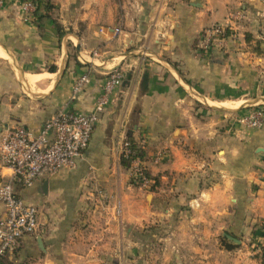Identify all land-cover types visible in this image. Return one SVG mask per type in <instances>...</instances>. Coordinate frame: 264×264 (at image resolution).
Masks as SVG:
<instances>
[{
    "label": "crops",
    "instance_id": "0c3cea01",
    "mask_svg": "<svg viewBox=\"0 0 264 264\" xmlns=\"http://www.w3.org/2000/svg\"><path fill=\"white\" fill-rule=\"evenodd\" d=\"M24 1L0 7V140L15 124L39 130L66 104L91 112L116 65L124 81L131 78L113 93L77 165L19 190L39 214L37 230L14 250L15 264H264V124L245 126L240 118L253 108L236 109L264 101L257 92L264 90L257 81L264 64L258 67L253 49L263 43L257 18L236 24L240 32L224 49H201L203 29L228 22L237 0H150L146 11H127L117 38V26H99L88 0L78 33L61 38L51 19L25 18ZM55 1L65 17L69 5ZM85 73L89 83L72 98ZM129 136L146 144L145 164L158 178L151 193L130 184L120 162ZM96 137L101 143L93 148ZM157 149L167 154L160 163L152 156ZM5 215L0 201V220ZM170 218L173 229L160 238L168 252L160 257L149 252L144 228ZM227 230L238 234L237 243Z\"/></svg>",
    "mask_w": 264,
    "mask_h": 264
},
{
    "label": "built area",
    "instance_id": "2783aa9c",
    "mask_svg": "<svg viewBox=\"0 0 264 264\" xmlns=\"http://www.w3.org/2000/svg\"><path fill=\"white\" fill-rule=\"evenodd\" d=\"M7 0H0V7ZM25 18H34L36 4L26 0L20 5ZM226 25L217 24L207 28L201 38L206 48L217 40L225 39ZM109 29H102L108 31ZM112 31L119 32V27ZM98 51L93 50L92 55ZM125 75L117 67L105 74L103 91L91 112L75 110L66 104L54 116L48 118L37 131L23 124H15L5 129L0 140V201L5 206L6 215L0 220V264L3 258L13 252L19 242L38 227L39 209L20 194V189L33 186L41 178L54 175L62 169H72L89 147L94 129L101 113L112 99L113 93L123 85ZM90 76H79L72 89V98L81 93L89 83ZM247 127H261L264 124V109L254 107L240 118ZM128 140L123 143L122 154L130 158L135 182L141 187H150L154 180L147 175L144 158L135 154ZM162 149L157 151L155 162L162 161ZM8 170V172H6ZM120 207L116 214H120Z\"/></svg>",
    "mask_w": 264,
    "mask_h": 264
},
{
    "label": "rangeland",
    "instance_id": "374dc122",
    "mask_svg": "<svg viewBox=\"0 0 264 264\" xmlns=\"http://www.w3.org/2000/svg\"><path fill=\"white\" fill-rule=\"evenodd\" d=\"M54 4H55V9L53 12L54 18L60 22L63 23V25L65 24L69 29H67V32H72V33H78V29L80 28L79 25L80 23L76 24V22L80 21L79 20V14H80V7L81 5L84 4L85 0H69L70 2H67L65 0V2L67 3L68 9L66 10V12L68 14H66V16H61L62 11L60 9L61 4L60 2H57L55 0ZM89 2H91V7L94 8V10L98 13V18L100 19V23L98 24L99 26H104V25H109L108 24V20H112L111 23L114 26H117L121 29V31L116 32L115 37H119L120 34H122V30L125 28L124 26V21H125V16L127 11L128 12H132L133 14L136 13V11H138L139 9L143 8V11H146L148 9V7H150L152 4L150 3V0H88ZM155 2H159L160 0H152ZM170 4H175V0H168ZM239 3L244 2L247 6H249V13L246 14L244 13V10L241 8L240 4H236L237 6H235V10L232 12V15L229 17V21L228 22H215L212 23L211 25L205 27L202 31V36L204 31L211 27L212 25H217V24H222V25H226V32L227 34L225 35V39H223V41L217 40L216 42L212 43L209 45V47H206V49H219L222 48L224 49L225 47L228 46L229 42L228 39L232 38L234 39L235 35L240 32L239 30H237L238 28L236 27V24L242 23L243 20L247 21L250 23V20L248 18V15L251 17H256L257 18V25L260 26V28L258 29L257 26H255V29L259 30L261 35H263L262 38V52L258 53L260 54L261 57V61H259L258 67L261 66V63L264 64V15L258 14V12L260 13H264V0H237ZM249 1V2H247ZM250 2H253L252 4H250ZM256 5V6H254ZM147 6V8H146ZM146 8V9H145ZM151 11V9H149ZM63 21V22H62ZM105 21V22H104ZM236 22V23H235ZM73 25H72V24ZM64 25V26H65ZM106 28H109V26H106ZM111 28H116V27H111ZM253 33V32H251ZM71 34V33H70ZM70 39H72L70 37ZM148 44V43H146ZM69 45L71 46V42H69ZM141 49H143L146 52H143V55H147L148 58H152L151 54L148 53V51H151V49L149 48L148 45H144V43L141 44ZM227 45V46H226ZM119 46V44H118ZM199 47L201 49H205L202 45H201V41H199ZM120 48H122V44L120 46ZM254 48V47H253ZM141 54V53H139ZM115 67L121 69L124 73V75H126L125 70H123L121 68L120 65H116ZM258 83L263 84L264 85V66L262 67V72L261 75L259 77V80H257ZM257 92H259L260 94H264V90H258ZM142 93L141 89L139 88V94ZM235 105V104H234ZM261 107L262 109H264V101H258L253 103L252 105H249L248 102L243 101L237 108H249V107ZM123 108V107H122ZM218 108V107H217ZM223 108H227V107H223ZM227 109H233V108H227ZM128 140L127 138H125L122 142H121V152L119 153V157H121L122 151H123V143ZM101 143V139L99 137H96L94 139L93 145L92 147L95 148L96 146L100 145ZM137 147L140 149H143V151H147L146 148L144 147L146 144L145 143H136ZM163 150V149H162ZM157 150L154 151L153 153V158L155 157V155H157ZM138 155V154H137ZM162 156H167L166 152L162 153ZM145 158V157H144ZM155 159V158H154ZM78 162V161H77ZM161 162V161H160ZM158 162V163H160ZM147 172H149L147 165L145 164ZM127 172H128V177H129V182L130 184H132L133 186L139 187L141 189H143L144 191H147L148 193H151L152 190L150 187H141L139 185V183L135 182L132 176V173L134 172L133 169L128 168L127 167ZM90 183V182H89ZM89 183H85L88 184ZM103 194H105L104 191H101ZM172 220L173 219H169V221L166 222H157V223H152L151 225L147 226L144 228V230H147V234L145 236V239H147V244H148V250L150 252V250L154 249L153 254L157 255V256H163L166 252H168V250H165V242L164 240H160V238L168 236L172 229H173V225L172 224ZM178 220V219H176ZM262 228H264V223L263 225H261ZM137 232H139V229L137 230ZM226 235L225 237L233 242H238L239 241V236L238 234H234V232H231L229 230L226 231ZM233 237L234 235V239L233 238H229ZM138 237V235H136ZM236 236V237H235ZM242 236V235H241ZM237 239V240H235ZM263 244H264V235L262 238ZM162 243L164 244L163 247H161ZM152 247V248H151ZM8 256V255H7ZM230 257V256H228ZM173 260V255L170 254L168 260L166 261H172ZM3 262H1L2 264H15V251H14V255L12 257H4Z\"/></svg>",
    "mask_w": 264,
    "mask_h": 264
},
{
    "label": "trees",
    "instance_id": "16d2710c",
    "mask_svg": "<svg viewBox=\"0 0 264 264\" xmlns=\"http://www.w3.org/2000/svg\"><path fill=\"white\" fill-rule=\"evenodd\" d=\"M33 2L36 4L34 18H36L38 22H41L44 19H51L53 21V24L56 27L59 37L60 38L63 37L67 31L64 29L63 25L54 18V15H53V12L55 9L54 1L53 0H33ZM246 37H247V41H250L251 39L250 34H247ZM261 47H262L261 41L256 40V44L253 48L254 51L257 53H261L262 52ZM55 68H56L55 66L50 67V71H55ZM127 139L131 144L130 146L131 150L135 152V154H138L141 157H145V151L137 147V144L132 138V136H129ZM120 162L123 166L128 167V168L131 165L130 158L125 157L123 154H121ZM147 175L151 177V179L154 180L153 184L150 185V188L154 190L155 187L158 185V178L151 176L149 172H147Z\"/></svg>",
    "mask_w": 264,
    "mask_h": 264
},
{
    "label": "water",
    "instance_id": "95a60500",
    "mask_svg": "<svg viewBox=\"0 0 264 264\" xmlns=\"http://www.w3.org/2000/svg\"><path fill=\"white\" fill-rule=\"evenodd\" d=\"M131 78V75H128L127 76V78H126V80L124 81V85L126 84V83H128L129 82V79ZM147 85H148V74L146 73L145 75H144V79H143V88H147ZM229 236V235H228ZM229 238H233V237H230L229 236ZM234 239V238H233ZM235 240H237V239H235Z\"/></svg>",
    "mask_w": 264,
    "mask_h": 264
}]
</instances>
